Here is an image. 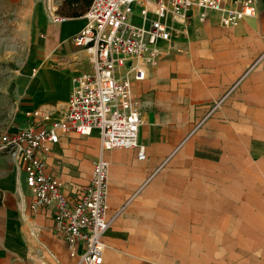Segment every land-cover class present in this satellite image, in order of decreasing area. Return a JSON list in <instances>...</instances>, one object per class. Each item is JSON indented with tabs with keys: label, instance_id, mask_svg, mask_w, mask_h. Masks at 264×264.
Instances as JSON below:
<instances>
[{
	"label": "crops",
	"instance_id": "0c3cea01",
	"mask_svg": "<svg viewBox=\"0 0 264 264\" xmlns=\"http://www.w3.org/2000/svg\"><path fill=\"white\" fill-rule=\"evenodd\" d=\"M63 1L51 0L55 15ZM253 1L255 16L235 28L214 13L174 22L157 65L132 81L144 160L137 149L103 150L95 130L61 133L44 155L71 201L90 182L93 162L109 163L102 264H194V249L202 264H264V0ZM51 15L45 8L35 19L41 42L15 79L25 127L27 111L63 118L72 78L92 66L73 44L85 14L60 22ZM5 181L18 209L1 219L0 264H76L52 210L31 211L29 191L17 178Z\"/></svg>",
	"mask_w": 264,
	"mask_h": 264
},
{
	"label": "built area",
	"instance_id": "2783aa9c",
	"mask_svg": "<svg viewBox=\"0 0 264 264\" xmlns=\"http://www.w3.org/2000/svg\"><path fill=\"white\" fill-rule=\"evenodd\" d=\"M93 0L85 13L86 24L73 44L91 59V70L72 78L71 96L63 118L52 120L38 111L23 113L28 124L0 139V151L19 164L32 200L29 209H50L53 227L76 264H102L104 237L109 228L107 188L109 163L93 162L90 182L76 192L73 201L63 193L61 182L46 171L44 155L61 133L85 135L97 131L103 150L137 149L141 110L131 96L132 81L145 78V68L156 66L162 43L170 40L173 23L191 17L203 22L209 13L219 25L235 28L254 17L253 0ZM51 8V20L60 22ZM222 101L216 102L210 112Z\"/></svg>",
	"mask_w": 264,
	"mask_h": 264
},
{
	"label": "rangeland",
	"instance_id": "374dc122",
	"mask_svg": "<svg viewBox=\"0 0 264 264\" xmlns=\"http://www.w3.org/2000/svg\"><path fill=\"white\" fill-rule=\"evenodd\" d=\"M52 8L51 0H0V139L7 133L24 128L19 102L15 97V79L26 63L28 51L36 43L35 19L45 8ZM18 179L23 195L28 193L23 184L19 164L6 152L0 151V241L6 234L3 215L14 214L18 209L16 198H11L9 185L5 180ZM13 189L15 185L12 182ZM15 193L14 191H11ZM194 264H202L201 249H194ZM211 259V257H209Z\"/></svg>",
	"mask_w": 264,
	"mask_h": 264
},
{
	"label": "trees",
	"instance_id": "16d2710c",
	"mask_svg": "<svg viewBox=\"0 0 264 264\" xmlns=\"http://www.w3.org/2000/svg\"><path fill=\"white\" fill-rule=\"evenodd\" d=\"M93 0H64L56 11L60 18H77L84 15Z\"/></svg>",
	"mask_w": 264,
	"mask_h": 264
},
{
	"label": "bare ground",
	"instance_id": "6f19581e",
	"mask_svg": "<svg viewBox=\"0 0 264 264\" xmlns=\"http://www.w3.org/2000/svg\"><path fill=\"white\" fill-rule=\"evenodd\" d=\"M17 182V181H16ZM13 184L15 185V188L17 187V185L15 184V181L13 182ZM18 191V190H17Z\"/></svg>",
	"mask_w": 264,
	"mask_h": 264
}]
</instances>
